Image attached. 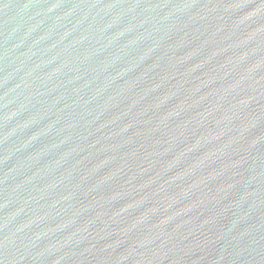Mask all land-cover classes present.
<instances>
[{"label": "water", "instance_id": "95a60500", "mask_svg": "<svg viewBox=\"0 0 264 264\" xmlns=\"http://www.w3.org/2000/svg\"><path fill=\"white\" fill-rule=\"evenodd\" d=\"M0 264H264V0H0Z\"/></svg>", "mask_w": 264, "mask_h": 264}]
</instances>
